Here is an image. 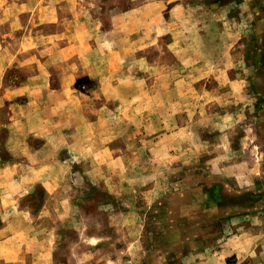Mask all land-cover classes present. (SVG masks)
<instances>
[{"label": "rangeland", "instance_id": "374dc122", "mask_svg": "<svg viewBox=\"0 0 264 264\" xmlns=\"http://www.w3.org/2000/svg\"><path fill=\"white\" fill-rule=\"evenodd\" d=\"M257 88L264 0H0V264H224Z\"/></svg>", "mask_w": 264, "mask_h": 264}, {"label": "crops", "instance_id": "0c3cea01", "mask_svg": "<svg viewBox=\"0 0 264 264\" xmlns=\"http://www.w3.org/2000/svg\"><path fill=\"white\" fill-rule=\"evenodd\" d=\"M75 10L78 9L77 4H75L74 8ZM74 10V12H76ZM71 17V16H70ZM81 19V16L79 15H74V24L78 23ZM261 88H257L256 93H257V98L259 97L260 99L264 97V92H261ZM256 99V102H260L262 100ZM260 100V101H259ZM259 183L260 181H256ZM262 184H258V188L262 187ZM255 200L252 202L246 201L247 203L254 204V203H262L260 208L256 207L255 211L251 212L249 210L248 212L251 213L252 218L256 220H260L259 225H253V226H248V233L245 234H237L238 236L237 239H235V242L233 246L231 247V250L227 251L226 248L224 247L223 249L219 250L220 252L223 253V259H224V264H242V262H245L246 260H250L253 263L252 264H264V195L260 197H256ZM236 212H242L243 209L240 208H235ZM247 210V209H245ZM248 216V215H246ZM242 217V216H240ZM239 217H235L234 219H237ZM195 251H205V250H195ZM229 258H233L234 262H229ZM199 264V263H198Z\"/></svg>", "mask_w": 264, "mask_h": 264}]
</instances>
